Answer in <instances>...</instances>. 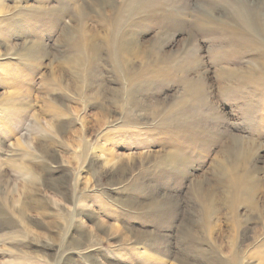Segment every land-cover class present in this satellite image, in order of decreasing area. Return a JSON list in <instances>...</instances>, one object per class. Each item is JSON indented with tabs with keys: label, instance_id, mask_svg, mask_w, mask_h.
Segmentation results:
<instances>
[{
	"label": "rangeland",
	"instance_id": "374dc122",
	"mask_svg": "<svg viewBox=\"0 0 264 264\" xmlns=\"http://www.w3.org/2000/svg\"><path fill=\"white\" fill-rule=\"evenodd\" d=\"M0 264H264V0H0Z\"/></svg>",
	"mask_w": 264,
	"mask_h": 264
},
{
	"label": "bare ground",
	"instance_id": "6f19581e",
	"mask_svg": "<svg viewBox=\"0 0 264 264\" xmlns=\"http://www.w3.org/2000/svg\"><path fill=\"white\" fill-rule=\"evenodd\" d=\"M253 22H254V21H253ZM251 26L253 27V24H252V23H249V26H248V27L251 28ZM238 167H239V166H238ZM232 169H233V168H232ZM237 169H239V168H237ZM227 171H228V170H227ZM233 171H234V169H233ZM229 172H231V171H229ZM227 173H228V172H227ZM235 173H236V171H235ZM234 177H235V176H234ZM235 178H236V177H235ZM245 182H246V181H245ZM230 183H231V182H230ZM242 183H243V182H242ZM236 184H237L238 186H237ZM236 184H232L233 187H231V188H232V189L234 188V190L237 191V190H238V187L240 186V185H239L240 182L237 181ZM241 186H242V185H241ZM229 188H230V187H229ZM231 188H230V189H231ZM241 188H242V187H241ZM238 191H241V189L238 190ZM241 196H242V195H241ZM241 196H240V197H241ZM236 200H237V199H236Z\"/></svg>",
	"mask_w": 264,
	"mask_h": 264
}]
</instances>
